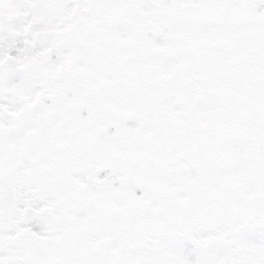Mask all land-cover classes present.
<instances>
[{"label":"snow or ice","instance_id":"6c2138e0","mask_svg":"<svg viewBox=\"0 0 264 264\" xmlns=\"http://www.w3.org/2000/svg\"><path fill=\"white\" fill-rule=\"evenodd\" d=\"M0 264H264V0H0Z\"/></svg>","mask_w":264,"mask_h":264}]
</instances>
